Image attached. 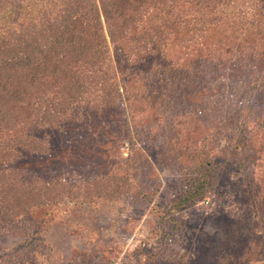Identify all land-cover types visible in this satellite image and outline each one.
Returning a JSON list of instances; mask_svg holds the SVG:
<instances>
[{
  "label": "rangeland",
  "instance_id": "rangeland-1",
  "mask_svg": "<svg viewBox=\"0 0 264 264\" xmlns=\"http://www.w3.org/2000/svg\"><path fill=\"white\" fill-rule=\"evenodd\" d=\"M18 3L22 19L42 8ZM151 12L128 32L136 49L109 40L114 102L50 101L3 130L14 150L0 159V189L17 193L12 214L0 203V264H264V0ZM48 19L21 28L40 36L60 15ZM156 24L174 29L142 50ZM43 113L55 125L36 127ZM206 138L225 149L209 164Z\"/></svg>",
  "mask_w": 264,
  "mask_h": 264
},
{
  "label": "trees",
  "instance_id": "trees-1",
  "mask_svg": "<svg viewBox=\"0 0 264 264\" xmlns=\"http://www.w3.org/2000/svg\"><path fill=\"white\" fill-rule=\"evenodd\" d=\"M13 1L0 0V13L5 18L0 24V159L10 157V150H14L12 146V149H7L1 141L3 130H11L20 123L25 126L27 121L34 119V110H41L44 103L50 105L52 101L54 104L75 103L79 106L85 102L90 106L94 101L92 107L97 108L109 105L121 96L119 88L112 89L108 81L112 77L104 70V66L111 62L109 44L111 41L121 51L125 50L127 44L130 50L139 47V37L133 38L135 46L128 41V32L138 29V21L142 16L153 11L151 13L155 12V16L167 18L175 14L182 4L194 2L204 5L209 1L212 4L232 0H107L104 3L100 0L101 8L97 0H38L42 8L37 11L41 13L35 9L29 10L23 14L24 19L12 12L17 11V7L22 11L29 7H21L18 3L20 0H15L13 6ZM8 13H11V19L6 21ZM52 15H60V21L40 36H33L21 28L23 24L33 26L34 22L49 20ZM164 25H151L145 29L141 39L143 37L146 45L141 47L142 50L151 52L164 45L168 38L166 32L170 28L174 29V26ZM94 66L102 77L96 78L95 71L88 69ZM95 88L100 91L99 95L95 94ZM50 94H56V99L50 97ZM60 111L62 108L56 112ZM47 115L43 113L36 127L55 125L49 122ZM241 125L247 135L244 141L257 138L254 128L246 125V122ZM203 143V155L208 164L225 150L220 146H211L208 138ZM206 181L208 174H203L191 186L188 195L197 193L199 186ZM16 193L10 188L0 189V203L8 206L3 207V210L11 214L16 207V201L11 199ZM29 195L25 188L20 193L19 204Z\"/></svg>",
  "mask_w": 264,
  "mask_h": 264
}]
</instances>
